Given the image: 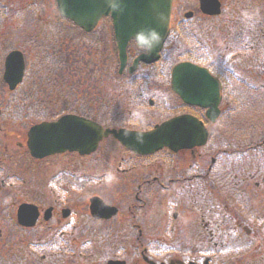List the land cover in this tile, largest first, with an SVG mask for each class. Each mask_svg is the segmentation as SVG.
Here are the masks:
<instances>
[{"label":"flooded vegetation","instance_id":"flooded-vegetation-1","mask_svg":"<svg viewBox=\"0 0 264 264\" xmlns=\"http://www.w3.org/2000/svg\"><path fill=\"white\" fill-rule=\"evenodd\" d=\"M176 1H182L178 11L182 18L174 21ZM219 1L223 12L225 2ZM31 4L35 5L38 22L34 25L38 38L33 42L37 56L34 72L36 78H42L56 74L53 70L58 60L57 49L45 41V32H56L60 26L80 27L64 17L58 0H36ZM8 13V6L0 3L1 19L7 18ZM221 15L203 11L202 0H173L171 31L160 59L154 63L140 61L131 70L136 58L147 50L130 42L127 63L121 71L114 20L109 12L94 30H82L91 35L101 28L114 41L108 52H99L94 60L85 59V71L89 70L91 60L98 63V71L74 74L83 77L87 101H82L81 109L77 105L70 112L69 105L61 114L45 111L26 128L22 125L23 116L17 114V105L25 100L20 88L31 65L28 49L14 47L0 57V264H264V256L250 261L244 254L236 263L234 259V253H242L257 232L245 225L253 217L247 200L253 199L236 202L234 198L241 196L242 186L229 178L230 167L219 166L223 158L231 155L223 138L229 135L228 123L224 133L217 126L224 114L222 77H231L232 74L225 73L230 68L219 67L216 62L220 59L211 56L196 61L182 57L172 67L164 61L166 51L177 46L176 39L185 45L188 38L197 49L206 50L202 39L219 28L214 24ZM104 22H109L107 28H102ZM211 22L212 29L201 31L203 23ZM13 50L22 51L25 59L23 80L16 89H10L4 79L6 58ZM181 62L205 67L220 79L221 115L215 121L208 117L207 108L187 103L174 91L172 72ZM39 110L33 108L37 114ZM66 114L85 117L105 129L140 132L151 131L177 116L192 115L208 129L209 139L205 145L190 149L174 151L164 147L141 154L110 135L90 154L65 151L34 156L29 146L31 128ZM113 146H117L116 167L98 176L97 181L82 178L77 194L71 192L69 197V157L88 162L87 158L101 149L111 154ZM261 150L262 145L251 144L250 153ZM257 164L256 168L247 169L243 178L250 182L261 175L262 179L255 181L256 191L264 186V169L259 161ZM92 181L101 187L92 185ZM90 187L102 189L89 192ZM94 197L103 201L98 210L93 208ZM240 206L245 208L241 210ZM262 250L259 248V255Z\"/></svg>","mask_w":264,"mask_h":264},{"label":"rangeland","instance_id":"rangeland-1","mask_svg":"<svg viewBox=\"0 0 264 264\" xmlns=\"http://www.w3.org/2000/svg\"><path fill=\"white\" fill-rule=\"evenodd\" d=\"M26 3H23V0H0V3L2 5L5 3L8 6L9 13L7 18L1 19L0 17V23L2 24L0 26V57L4 56V53L7 50H10L14 47L22 48V49H28L27 53V59L28 63L30 62L31 65L28 70V76L26 78V81L21 86L20 90L24 91V101L19 103L17 105V114L23 116L21 118L22 125L24 128L27 126L35 123L40 119V114L44 113L45 111L50 110L51 112H55V114H61L64 110V107L66 105H69V111L77 109V105H79V108L81 109L82 101H87V96H84L83 91L85 90V83H83V77L71 74L70 72H59L60 76L63 80H67V84L64 86V90L68 92L69 94L62 95L59 97L58 90L56 89V84H52L53 77H55L54 74H45L42 78H36V74L34 72V66L36 61V49L34 48L33 42L38 41L37 34L34 31L35 24H38L36 19V9L34 4L29 5V2L33 3L36 0H24ZM39 2V1H37ZM225 7L223 9L221 17L218 18L216 21V27L219 26L217 30L214 31V33L208 34L207 38H203L204 45L206 47V50H203L207 53H211V57L213 52H219L224 45L228 43L229 37L228 33L231 32L234 33V30H238V27H241V23H233L234 21L238 20L241 16L249 17L251 19L257 18L264 20V0H224ZM182 1H176L175 3V13H174V21L175 19H180L182 16H179L178 11L181 7ZM183 6V5H182ZM183 9V8H182ZM30 10L32 12H30ZM252 11L254 13H252ZM16 15H13V14ZM38 17V16H37ZM211 23H203L201 25V31L206 32L209 29H212ZM109 22H104L102 24V28H105L106 25H108ZM220 25H222L220 27ZM243 26V25H242ZM214 27V26H213ZM231 29H228V28ZM69 28V27H68ZM107 28V27H106ZM174 28V27H173ZM242 30L244 27H241ZM71 29V28H70ZM215 29V27H214ZM253 27L247 29L251 30ZM45 41H49L52 43V45L59 49L61 46L62 48H65L66 52H69L70 47L71 51L74 53H77L79 56H84L86 59L93 58V54L90 53V50H98L100 53L103 51L108 52V48L110 45L113 44V39L111 34L109 33L108 36L101 32V28L97 30L94 34L85 35L81 29H75L74 30V36L73 39L69 38V29H66L64 26H60L57 28L56 32H45ZM49 35H48V34ZM216 33V34H215ZM236 33V32H235ZM264 32L262 31V35ZM249 31H245L243 34V38L246 40L241 47H238L237 49H228V51L225 52V58H223V61L227 64V66L235 72L236 75H244L247 78H251L252 82L256 80V78H261L262 82H264V49L257 48L252 53H250L249 49L256 43L254 39H250L251 35H249ZM56 35V37H55ZM179 36V35H178ZM177 46H175V49L170 50L169 52L166 51L164 61L171 67L178 61V59H182L180 57L181 54H184L185 49L188 44H185L180 41V39H176ZM174 40L172 39V42ZM248 41V42H247ZM171 42V43H172ZM91 45H98L100 44V47L95 48L92 47L86 48L83 46V44ZM101 43H104L101 45ZM183 43V44H182ZM103 46L106 47V49H103ZM97 47V46H96ZM244 48V49H242ZM57 51V57L61 56L60 62L64 63L61 60H64L65 53L64 51L59 52ZM249 51V52H247ZM247 53V54H246ZM67 54V53H66ZM246 54V56H243ZM210 57V55H209ZM75 57H71L69 61L75 62ZM80 59V58H79ZM211 59L208 60L210 62ZM81 61H79V65ZM229 63V64H228ZM55 68V64H54ZM107 68V67H106ZM109 71V67L107 68ZM112 69V68H110ZM55 71V70H53ZM254 72V73H251ZM79 73H81L79 69ZM248 73V74H247ZM95 78V77H94ZM255 78V79H254ZM47 79H50V81H47ZM92 81V80H90ZM74 85H73V83ZM69 86L71 88H69ZM92 86V84H91ZM93 88V86H92ZM22 94V93H21ZM23 95V94H22ZM96 104V103H95ZM19 106V107H18ZM229 107V103L224 100L223 104V110L225 111ZM33 108H36L37 112L33 111ZM68 111V110H67ZM64 113V112H63ZM30 114V115H29ZM45 114V113H44ZM26 115V116H24ZM28 115V116H27ZM45 116V115H43ZM227 117L224 116V118H220L217 126L221 130V132H226L227 126H229V135L223 136L224 138V144L228 143V145H225L227 149L232 148L229 143H236V147L241 146L243 149L244 147L248 150L244 155L242 154H231L230 157H225L220 162L219 166L220 168H229V178H234L235 181H237V184L240 185L242 188L241 196L238 198H234L236 202H243L249 198H252L253 201L247 200L248 207L253 208V217H251L249 220L246 221L245 225L253 228L255 232H257L255 236L252 237V240L249 242L250 245L245 247L243 249L242 253H234V259L235 263L242 258H248L250 261L254 260V258L259 259V257L264 256V186L261 185L260 189L258 191L255 190V181L261 180V175L258 178L246 182L243 181V178L247 173L245 171L247 169L256 168L258 161L261 163V167L264 169V151L261 150V152H254L250 153V148H248L249 145L252 143H259L260 141L263 142L264 140V111L258 110L255 112V114L252 115H246L247 121L241 120V122H245L244 127L246 130H249L246 132L244 130L243 134L246 136H240L239 133H235L234 130V122L231 120L232 117H230L228 120ZM241 118H243L241 116ZM17 121H21L20 118L17 117ZM226 122L228 123L227 126L225 125ZM251 123V124H247ZM224 124V125H223ZM251 125H255L253 129H251ZM242 133V132H240ZM218 141H216L217 143ZM107 144V143H106ZM105 144V145H106ZM109 145L110 142H109ZM114 145V144H113ZM110 149V148H109ZM112 152L111 154L106 153V149H101L99 152H97L95 155H92L88 157L89 160L86 162V159H78V158H72L69 157V197L72 196V193L76 192V188L80 185L79 181L82 180V178L87 179L90 178L93 181H97L98 176L102 177L105 173H107L110 169L116 167L117 163V146H113L110 149ZM84 162V163H83ZM84 164V166L82 165ZM222 163V164H221ZM218 166V167H219ZM115 171V169H113ZM111 171V170H110ZM109 171V172H110ZM256 174V173H255ZM105 177V176H104ZM227 177V176H226ZM250 177V176H249ZM77 181L75 183H72L71 181ZM91 182L92 185H96L97 183ZM105 184H107L105 182ZM100 186L99 184H97ZM108 186V185H107ZM101 187V186H100ZM99 187H90L89 192L94 191H100L101 189H98ZM244 191V192H243ZM72 192V193H71ZM85 195L87 196V192L84 190ZM108 194L107 192H105ZM77 194V193H75ZM227 197V196H225ZM244 207V206H243ZM243 207H239L241 210H243ZM235 209V208H234ZM242 212V211H241ZM237 215V214H236ZM257 216L261 218H256ZM242 231V230H241ZM261 244V245H259ZM259 248H261L262 254L259 255L260 252ZM246 251V253H244ZM246 254V256L242 257V255ZM241 255V257H238ZM250 255V256H249ZM260 262V261H258Z\"/></svg>","mask_w":264,"mask_h":264},{"label":"water","instance_id":"water-1","mask_svg":"<svg viewBox=\"0 0 264 264\" xmlns=\"http://www.w3.org/2000/svg\"><path fill=\"white\" fill-rule=\"evenodd\" d=\"M173 0H58L61 13L86 31H92L100 19L112 12L121 71L127 63V47L131 40L147 51L136 58L131 70L142 61L157 62L170 32ZM202 9L209 14L221 13L219 0H202ZM4 79L10 89L22 82L25 59L22 51L13 50L6 58ZM172 87L189 104L207 108L215 121L220 113L222 84L205 67L181 62L173 68ZM113 135L126 147L141 154L164 147L174 151L206 144L209 132L202 121L192 115H181L157 125L147 132L103 128L97 122L76 114H66L56 121L37 124L29 131V146L36 157L59 152H95L100 142ZM103 202L92 198L93 208ZM114 210V209H111ZM97 215V214H95Z\"/></svg>","mask_w":264,"mask_h":264},{"label":"trees","instance_id":"trees-1","mask_svg":"<svg viewBox=\"0 0 264 264\" xmlns=\"http://www.w3.org/2000/svg\"><path fill=\"white\" fill-rule=\"evenodd\" d=\"M252 13L254 12L252 11ZM257 17L255 19H251L247 16L246 17L241 16L240 18H238V20H236V22H233V23H236L237 25L238 23H241L240 25L241 27H244V29L242 30L241 27H238V30L237 29L234 30L236 33L226 32L228 33V37H229L228 43L222 47V50L219 49L220 50L219 52L215 51L212 54V56L220 59L216 62L219 67H222L224 69L228 67L227 64L223 61V58H225V52L228 51L229 48L233 50V49H237L238 47L244 46L243 43L246 40L243 38V34L245 33V31H249L250 33L249 35H251L250 39H254L256 42H260L250 47L249 49L250 53H252L257 48L264 49V35L261 34L262 31L264 32V20L257 18ZM250 27L251 28L253 27V29L247 30ZM75 29L77 28L73 27L69 29V38L73 39ZM85 35H89V34L86 33ZM180 35H183V33H181ZM184 35H188V33ZM186 40H188V43H187L188 45L186 46L188 48L185 49L184 54H181L180 57H183L188 60L196 61L199 58L204 59V58H209V55L211 56V53L209 54L203 51L202 47L201 49H197L194 45H192L190 43L191 42L190 39L187 38ZM83 46H85L86 48L88 47L90 49H92V47H95L98 49L99 47L98 45H93L92 47H90L91 45H88V43L83 44ZM68 48H69V52H66L65 48H62L61 46L59 47V49H57L58 54L61 50L67 53V54L65 53V56L68 55L64 57V60H61L64 63L60 62L61 56L58 57V60L55 63L54 69L56 71V74H54L55 77H53L52 84H56L55 87L59 92L58 93L59 97L62 95H65L66 97V95L69 94L68 92L64 90V86L67 84V80L62 79L59 73L60 71L67 72V73L70 72L71 74H83V72L93 73V72L98 71L97 70L98 63L95 61L94 63L92 60L89 61V70L85 71L84 65H87L88 63V61L87 62L85 61L86 58L83 55L79 56L77 53H74L73 51H71L70 47ZM98 50H90V53L93 54V60L96 57H99L100 53ZM246 54H244L243 56H246ZM71 57L76 58L75 62L69 61ZM79 61H81L80 65H79ZM79 69L81 73H79ZM225 73H230L232 75L231 77H228V76L222 77L223 84H224V94H225L224 100L229 103V107L227 110L224 111V114L222 115L221 119L224 118V116L227 117L226 118L227 120L230 117H232L231 120L234 122L235 133H239L240 136H246V134L245 135L243 134L244 130H246L243 124L245 122H241V120L247 121L248 119L246 118V115L250 116L252 114H255V112L258 110L264 111V82H262L261 81L262 79L258 77L256 78L254 82H252L251 78H247L244 75H236L235 72H233L231 69L228 71H225ZM251 73H254V72L251 71ZM218 76H220V74H218ZM47 81H50V79H47ZM69 88L71 87L69 86ZM241 116L243 118H241ZM247 124H251V123H247ZM254 127L255 125H251V129H253ZM247 131L249 130H246V132ZM258 144L262 145V151H264V141L263 142L260 141ZM225 145H228V143H226ZM229 145H231L232 148L227 149V152L231 154L239 153V154L244 155L246 151L248 150L245 147L244 149L241 146L236 147L237 145L236 143L234 144L229 143ZM250 147L251 145L248 146V148Z\"/></svg>","mask_w":264,"mask_h":264}]
</instances>
